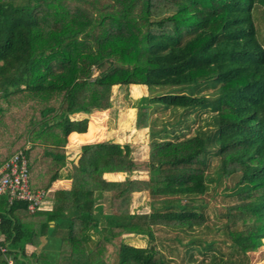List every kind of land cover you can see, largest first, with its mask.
<instances>
[{
    "label": "trees",
    "instance_id": "1",
    "mask_svg": "<svg viewBox=\"0 0 264 264\" xmlns=\"http://www.w3.org/2000/svg\"><path fill=\"white\" fill-rule=\"evenodd\" d=\"M259 8L264 0H0V166L24 150L32 188L60 178L68 135L87 131V118L73 114L110 108L116 85L149 90L131 103L133 128H148L146 159L128 144L85 143L72 188L54 190L50 209L29 211L0 195V244L16 264L42 237L33 264H249L264 240ZM208 87L212 95L202 93ZM153 106L176 117L155 128ZM200 111L209 120L186 136L182 119ZM89 131L92 138L93 124ZM112 172L126 176L106 180ZM141 191L149 211L130 212ZM103 192L105 213L97 209Z\"/></svg>",
    "mask_w": 264,
    "mask_h": 264
},
{
    "label": "crops",
    "instance_id": "2",
    "mask_svg": "<svg viewBox=\"0 0 264 264\" xmlns=\"http://www.w3.org/2000/svg\"><path fill=\"white\" fill-rule=\"evenodd\" d=\"M116 88H124V86H117ZM127 89L130 88L131 90V97L130 100L133 102L135 99H137L140 96L147 95L146 94V86L142 84H131L126 87ZM132 88V89H131ZM133 91V93H132ZM131 102V103H132ZM114 105L110 108L104 109V110H94L91 113H83V112H78L73 114L71 117L73 119H82V118H87L88 120V129L84 133H77V132H72L68 135V140L67 143L64 147L65 149V155H66V160H65V165L60 171V178L54 179L49 188L46 190L47 192V200H48V205L47 209H42V210H48L51 207V200H52V193L56 189H61V190H70L72 188V179L70 178V172H71V167L73 164L77 163L79 153H80V145L85 144V143H90V142H95V141H104V140H109L113 142H117L122 144V140L120 138L124 139V144H128L131 147L132 150V155L135 157L133 153V145L131 139L132 134H138L141 133L142 135L145 133L146 135L148 134V128H142V129H135L133 128V119H134V109L130 106L131 111H124V110H114L113 111ZM93 119V120H92ZM95 119V121H94ZM121 125H120V124ZM91 124L94 126V133L92 138L87 137L88 134L90 133L89 129L91 127ZM126 124V126H125ZM122 129V130H120ZM122 131V132H121ZM147 152L146 154L141 156L138 159H146L148 155V146L146 145ZM126 176L125 173H118V172H112V173H105L104 178L108 181H119L124 179ZM139 177H146V175H137ZM44 179L41 178L39 181V185H41L44 181ZM33 188L35 189H45L42 188V186H36V184H32ZM146 194L148 196V193L146 191H141V192H135L131 195V201L134 202V204L131 202L129 206L130 212H148L149 211V202L144 204V208L146 210L144 211H139V208L141 207V204L143 205V202L134 200L133 196H138V195H143ZM108 196L109 194L107 192H103V196L99 201V205L97 207L98 210L102 212H107L108 210ZM148 198V197H147ZM140 205V206H139ZM52 223V222H50ZM125 235H138V234H125ZM124 235V236H125ZM141 236V235H138ZM1 238V236H0ZM47 238L42 237L41 238V243L39 246L35 247L31 244H25L24 246V251H25V257L21 256V253L18 252V259L23 261L25 264H33V257L31 254L35 251L38 252L42 246L46 243ZM130 244V243H129ZM133 245V244H131Z\"/></svg>",
    "mask_w": 264,
    "mask_h": 264
},
{
    "label": "rangeland",
    "instance_id": "3",
    "mask_svg": "<svg viewBox=\"0 0 264 264\" xmlns=\"http://www.w3.org/2000/svg\"><path fill=\"white\" fill-rule=\"evenodd\" d=\"M255 24H257V28L259 32L258 38L260 39L261 43L264 45V11H263V8L258 9ZM126 87L127 86H124V88L122 89L116 88V86L112 87L111 99H112V104L114 105L113 111L114 110L115 111L116 110L131 111L130 106H131L132 101L130 100V97L132 94H131L130 88L127 89ZM214 90H215L214 88L208 87V88H204L202 93L212 95ZM146 94H149L148 89L146 90ZM209 115L210 113L205 112V111H200L197 113L195 112L188 113L186 117L187 119L186 118L185 120L182 119L183 124L189 123V126L183 130L185 135L187 136V135L193 134L198 126H201V125L204 126V122L209 120ZM175 117L176 115L171 114L169 110H166V109L163 110L160 107H156V106L151 107V118L156 119V123L153 125L155 128H159L163 121H172ZM131 137L132 139L130 142H132V145H133V148H132L133 153L135 157L140 158L141 156L146 154L145 152H147L146 145L148 146L149 136L148 134L146 135L144 133L142 135L141 133L138 132V134H132ZM120 139L122 140V144H124L125 143L124 139L123 138H120ZM211 164L213 165L215 164L214 159L211 160ZM234 181H235V176H231L229 178L224 179L223 184L226 185L227 187H230L233 185ZM133 198L134 200L143 202V205L141 204L139 211H144L147 209V208L146 209L144 208V204L149 202V196H147L146 194H143L141 196L135 195L133 196ZM214 199L217 203L220 199L219 195L216 196ZM214 199L209 198L208 207L206 209L208 213H211V208L213 204L215 203ZM131 202L132 201L130 199L128 207L130 206ZM132 203L134 204V202ZM211 236H212L211 233H207L205 235V238L208 239ZM124 239L127 243L133 244L135 246H145L146 245V238L143 236L125 235ZM57 246H58V242L55 239L50 240V242L46 246V250L51 260H54L57 254ZM249 264H264V240H263V246H261L258 250L249 253Z\"/></svg>",
    "mask_w": 264,
    "mask_h": 264
},
{
    "label": "built area",
    "instance_id": "4",
    "mask_svg": "<svg viewBox=\"0 0 264 264\" xmlns=\"http://www.w3.org/2000/svg\"><path fill=\"white\" fill-rule=\"evenodd\" d=\"M47 190L33 189L29 182L28 160L24 150L14 152L0 166V195L7 201L23 200L29 211L47 209ZM8 243L0 244V253L4 256L5 264H16L12 255H7Z\"/></svg>",
    "mask_w": 264,
    "mask_h": 264
}]
</instances>
